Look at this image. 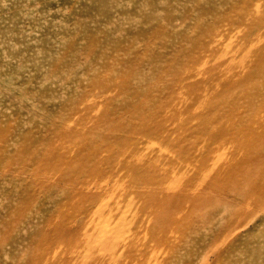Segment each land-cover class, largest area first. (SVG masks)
Instances as JSON below:
<instances>
[{
    "label": "rangeland",
    "instance_id": "obj_1",
    "mask_svg": "<svg viewBox=\"0 0 264 264\" xmlns=\"http://www.w3.org/2000/svg\"><path fill=\"white\" fill-rule=\"evenodd\" d=\"M0 264H264V0H0Z\"/></svg>",
    "mask_w": 264,
    "mask_h": 264
}]
</instances>
